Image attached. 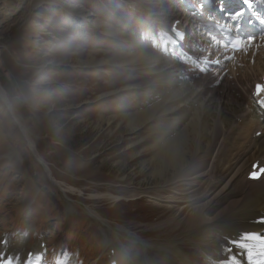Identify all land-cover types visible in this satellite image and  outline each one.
Segmentation results:
<instances>
[{
  "label": "rangeland",
  "instance_id": "1",
  "mask_svg": "<svg viewBox=\"0 0 264 264\" xmlns=\"http://www.w3.org/2000/svg\"><path fill=\"white\" fill-rule=\"evenodd\" d=\"M124 1L27 0L8 23L0 20V84L30 138L29 142L25 136L27 144L0 101V237L3 231L14 237L31 234L36 227L44 238L35 243L31 234L24 240L26 248L43 239L58 249L63 241L65 247L78 251L83 264H108L113 250L119 264H147V260L161 264L150 244L180 238V231L171 229L176 225L169 222L172 211L160 216L165 210L154 204L168 194L163 189L151 191L153 185L144 179L147 175H131V161L137 158L132 152L141 150L140 159L150 156L144 152L148 147L138 146L144 131L131 135L121 125L113 135L95 127L94 119L127 111L125 98L118 94L133 90L129 86L136 80L130 67L113 63L82 67L78 62L89 52L109 59L124 47L108 28L138 29L140 18H152L155 12L167 18L172 8L167 0H127L134 4L131 11ZM66 6L84 9L100 24L78 33L73 25L76 13L68 16L61 8ZM136 12L145 16L135 18ZM145 25L141 27L148 29ZM121 86L129 90H116ZM157 123L151 121L153 126ZM128 176L132 184L120 179ZM123 186L148 189L149 197L94 199L99 191L122 197ZM107 225L117 234L110 235ZM178 247L190 264L210 263V252L193 242L181 240ZM201 253L206 259L199 258Z\"/></svg>",
  "mask_w": 264,
  "mask_h": 264
},
{
  "label": "bare ground",
  "instance_id": "2",
  "mask_svg": "<svg viewBox=\"0 0 264 264\" xmlns=\"http://www.w3.org/2000/svg\"><path fill=\"white\" fill-rule=\"evenodd\" d=\"M26 1L0 0V20L4 21L3 24L22 10ZM63 10L68 16L76 13L73 25L78 33L100 24L84 9L66 6ZM177 13L176 9H170L168 17L176 20ZM152 18H140L138 26L145 23L148 28H141L145 31L140 37L137 28L128 32H121L114 26L108 28L110 35L124 43L126 51L119 48L109 59L98 58L99 54L95 51L89 52L85 59L82 57L78 62L82 67H98L101 64L104 67L110 63L121 68L130 67V73L135 77L136 83L129 86L133 88L132 92L118 94L125 98L127 111H117L94 121H97V129H105L113 135L121 125L131 135L144 131L138 146L148 147L144 152L150 156L140 159L143 155L141 150L132 152L139 159L131 161L134 165L131 175H147L144 179L153 185L151 191L163 189L169 195L165 200L158 199L153 203L165 210L160 216L172 211L173 217L169 222L176 225L171 229L180 231V238L170 237L150 244L160 255L161 264H190L178 247L181 240H189L206 253L210 252L216 264L215 257L219 256L216 249L223 245V237L262 229L255 220L264 217V177L257 182L245 179L252 161L264 162V123L257 121L255 112L245 110L247 100L244 95L247 81L256 76L255 70L259 67L242 72L231 80L227 77L215 79L214 83H218L216 87L211 86L209 78L205 79L211 74L195 77L192 82L181 80L179 73L174 72L151 47V36L152 42H157V37L152 34L154 29H149L151 21L158 26L166 17L157 15ZM143 34H147L146 39ZM126 87H117L116 90L122 92ZM151 121L159 123L153 126ZM21 129L30 142L25 128L22 126ZM258 130L261 135L256 137ZM126 140L132 144L130 138ZM137 160L139 163L136 164ZM129 178L120 179L126 181ZM130 181L127 183L132 184ZM146 195L149 197L148 189L141 191L124 187L122 197L99 191L94 199L97 202H117L120 198L131 201ZM23 247L28 251L20 243L13 245L11 250ZM146 263L155 264L148 260Z\"/></svg>",
  "mask_w": 264,
  "mask_h": 264
},
{
  "label": "water",
  "instance_id": "3",
  "mask_svg": "<svg viewBox=\"0 0 264 264\" xmlns=\"http://www.w3.org/2000/svg\"><path fill=\"white\" fill-rule=\"evenodd\" d=\"M1 97V96H0ZM1 99H3L4 102H6V100L4 99V97H1Z\"/></svg>",
  "mask_w": 264,
  "mask_h": 264
}]
</instances>
